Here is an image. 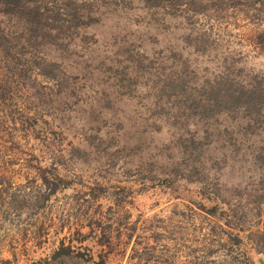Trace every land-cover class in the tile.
<instances>
[{"label": "rangeland", "instance_id": "1", "mask_svg": "<svg viewBox=\"0 0 264 264\" xmlns=\"http://www.w3.org/2000/svg\"><path fill=\"white\" fill-rule=\"evenodd\" d=\"M0 176V264H264V0H0Z\"/></svg>", "mask_w": 264, "mask_h": 264}, {"label": "trees", "instance_id": "2", "mask_svg": "<svg viewBox=\"0 0 264 264\" xmlns=\"http://www.w3.org/2000/svg\"><path fill=\"white\" fill-rule=\"evenodd\" d=\"M32 167L35 170V173L38 176L40 183L43 187L44 197H49L50 195H53L58 189H60V187L62 185V178H60L59 176H56L52 173L53 177L49 179V174H51V173L48 172V169L46 167H42L39 164H33ZM1 177L2 176H0V184L2 183ZM0 190H1V188H0ZM198 208L201 209L203 212L208 213V210L205 208V206L203 204H199ZM203 230H205L206 234L210 235V236L211 235L217 236V237H220L221 235L223 236V234H222L223 230L220 229V224H218V223L216 224L215 221H213V220L212 221H206L204 223ZM228 239L231 241V243L237 245V247L239 246L238 249L242 255L241 258H242V262H243V263H239V264H252L245 255V249H244L245 246H244V244H241L240 239L238 238V235L237 234H233V235L228 234ZM104 241H107V238H104ZM63 249L64 248L62 246H60L59 248H57L53 252V254L59 253ZM65 249L67 250V249H69V247L66 246ZM262 253L264 254V251ZM96 264H103V261L98 260L96 262Z\"/></svg>", "mask_w": 264, "mask_h": 264}]
</instances>
